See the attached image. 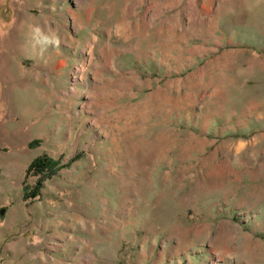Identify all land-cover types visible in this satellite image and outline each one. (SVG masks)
I'll list each match as a JSON object with an SVG mask.
<instances>
[{
	"label": "rangeland",
	"instance_id": "obj_1",
	"mask_svg": "<svg viewBox=\"0 0 264 264\" xmlns=\"http://www.w3.org/2000/svg\"><path fill=\"white\" fill-rule=\"evenodd\" d=\"M1 208L0 264H264V0H0Z\"/></svg>",
	"mask_w": 264,
	"mask_h": 264
},
{
	"label": "trees",
	"instance_id": "obj_2",
	"mask_svg": "<svg viewBox=\"0 0 264 264\" xmlns=\"http://www.w3.org/2000/svg\"><path fill=\"white\" fill-rule=\"evenodd\" d=\"M41 163V160H35L32 164H31V167H35V166H38L39 164Z\"/></svg>",
	"mask_w": 264,
	"mask_h": 264
},
{
	"label": "water",
	"instance_id": "obj_3",
	"mask_svg": "<svg viewBox=\"0 0 264 264\" xmlns=\"http://www.w3.org/2000/svg\"><path fill=\"white\" fill-rule=\"evenodd\" d=\"M0 211H1V213H0L1 215H0V216H2V214H3V211H5V210H4V208H1V210H0Z\"/></svg>",
	"mask_w": 264,
	"mask_h": 264
}]
</instances>
